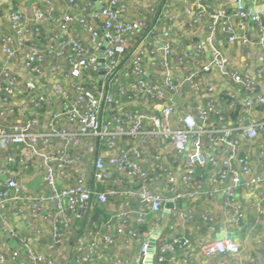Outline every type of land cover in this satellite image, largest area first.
Returning a JSON list of instances; mask_svg holds the SVG:
<instances>
[{
	"label": "built area",
	"instance_id": "2783aa9c",
	"mask_svg": "<svg viewBox=\"0 0 264 264\" xmlns=\"http://www.w3.org/2000/svg\"><path fill=\"white\" fill-rule=\"evenodd\" d=\"M26 1L22 0L19 8L10 13V32L0 30V51L7 63L0 65V114H10L13 98L21 95L28 99L30 115L24 124L6 127L0 123V149L7 152L6 189L0 190V217L3 218L6 206L18 197L20 190L14 164L25 165L26 160L34 157L48 192L32 199L37 210L43 203L54 206L48 221L55 244L64 241L73 218L80 212L86 218L93 205H104L117 196L132 197L140 203L136 228L129 224L131 211L125 205L104 222L110 233L103 238L107 245L113 244L118 236L124 237L127 246L138 241L135 264H144L148 239L155 231L154 227L139 230L148 224L149 214L174 211L182 224L191 222L189 211L175 208L177 201L202 197L205 201L199 217L203 223L213 222L220 209L225 234L239 227L246 216L236 198L241 186L253 194L256 199L253 206H259L264 199V174L254 166L247 152L239 151L244 142L258 138L264 130V119L259 118L264 115L260 111L264 110V95L258 90L264 79V16L241 6L240 0L164 1L160 12L165 23H175L174 6H182L193 26L209 19V35L204 42L214 39L213 27L218 24L227 44L238 41L247 56L255 53L253 62L245 58L236 63L217 54L205 61L202 42L196 43L195 53L186 55L178 53L170 42H162L159 48L136 45L128 53L127 64L119 69L131 38L148 27L143 17L130 18L126 0L99 1L104 5L101 10L91 0H39L31 5L30 11ZM61 1L67 3L66 12L59 10ZM152 1L155 0L147 7L151 13L155 11ZM244 2L256 6L264 0ZM29 12L30 20L50 28L49 39L43 46L34 41L23 45L29 34ZM100 23L107 30L108 42L103 54L104 76L99 84L97 49L103 41ZM247 23L255 30L254 38L247 33ZM77 26L81 35L71 33L70 29ZM147 57L159 62L158 82L144 77L143 63ZM54 59H61L66 65L57 71L59 76L54 83V93L62 99L63 107L50 115L47 131L36 132L39 108L47 100L38 90L44 74L42 64ZM17 60L26 70L23 83L11 72ZM212 71L234 83L223 92V97L230 111L241 108L240 122L223 112L218 103V86L205 81L204 75ZM124 78L129 79V85L126 88L120 85L117 94H113L111 87ZM185 84L189 89L183 95ZM200 96L205 100L194 107L193 98ZM176 97L183 100L184 112H177ZM121 107L127 109L124 115L116 112ZM244 115L258 117L243 122ZM61 119H66L69 125L60 126ZM21 145L28 147L27 156L17 160L15 148ZM257 154L264 156V141L257 144ZM87 156L91 175L79 171L89 164L84 160ZM183 156L184 167L178 173ZM203 169H209L212 176L210 187L201 181ZM218 192L223 194L220 206L215 198ZM170 201L174 207L166 208ZM159 221L156 217L153 222L157 225ZM100 235V230L94 229L79 236L73 244L74 259L84 263L97 257ZM188 243L186 236H173L155 248L153 264H164L167 257L173 259ZM23 246L27 248L26 264H53L26 243ZM239 251V243L226 236L207 239L200 247L203 257ZM19 255L17 249L12 252L16 264H21L16 260ZM0 264L12 263L6 262L1 254Z\"/></svg>",
	"mask_w": 264,
	"mask_h": 264
},
{
	"label": "crops",
	"instance_id": "0c3cea01",
	"mask_svg": "<svg viewBox=\"0 0 264 264\" xmlns=\"http://www.w3.org/2000/svg\"><path fill=\"white\" fill-rule=\"evenodd\" d=\"M99 1L104 3L107 0ZM126 1L130 6V18L143 17L148 25L145 31H141L136 34L134 38H131L128 53H130L136 45L142 44L145 45L146 48L153 46L159 48L161 47L162 42H170L178 53H183L185 55L188 53L193 54L195 53L196 43L202 42L205 61H209V57L212 54L226 56L236 63H239L245 58H247L251 63L254 60L255 53L252 52L247 56L245 47L240 45L238 41L230 45L227 44L218 24L213 27L214 39L204 42L205 37L209 35V30L207 29L209 19L205 18L200 25L193 26L190 23L189 18L184 14L182 6H174L177 11L176 22L165 23V18L161 14L160 8L164 4V1H167L166 3H168L172 2L171 0L152 1V6L155 7V11L152 13L147 10L151 0ZM35 2H39V0H28L25 2L29 11L31 9V5ZM20 3H23L22 0H0V30L10 32V13L19 8ZM66 7V1H61L59 10L66 12ZM30 14L31 12H29L27 16L29 34L23 45L26 47L29 45L30 41H34L37 45L43 46L49 39L48 33L50 28L30 20ZM246 29L248 35L251 38H254L255 30L249 23H247ZM70 30L71 33H75L77 35L82 34L78 26L74 27V29L71 28ZM0 65H7L1 51ZM65 68V62L61 59L47 60L42 64L44 74L40 78L41 87L38 90L47 97V100L45 103H42L39 108V124L36 132L47 131V123L50 115L57 110H61L63 107L62 99L54 93V83L59 76L57 71ZM143 68L145 78L153 82L160 81V65L156 58L152 60L147 57L143 63ZM11 69V72L16 76L19 83H23L26 70L22 66L20 60H17L16 63L12 64ZM204 79L206 82L218 86V103L223 112L232 117V119H236L240 122V118L242 116L241 108H238L236 111H230L228 101L223 97V92L226 89H230L234 83L225 77H221L218 71H212L211 73L204 75ZM120 85L126 88L129 85V79L124 78L121 80V83L113 85L111 87L113 94H117ZM188 89V85L185 84L183 88V95L185 92H188ZM258 90L264 95V79L259 82ZM202 96L193 98L194 107H196L198 103H202L205 100V97ZM176 101L177 112H184L185 106L183 100L180 97H176ZM27 107V97L17 95L12 100L11 113L8 115L0 114V123L6 127L12 123L24 124L28 121L30 116L27 114ZM260 111L264 112V110ZM116 112L124 115L127 112V109L121 107L116 109ZM257 117H248L244 115L242 117V121L248 122L250 119ZM259 118L264 119V115L263 117L259 116ZM59 125L66 126L69 124L66 119H61ZM263 141L264 130L261 131L258 138L244 142L239 149L240 152H247L250 155L254 166L257 167L259 172L262 174H264V156L258 157L257 144ZM159 144L158 146L160 147ZM40 146L41 148L43 147L42 144H40ZM27 149L28 147L26 145L17 146L15 148L16 159L18 160L24 155L27 156ZM153 150L154 147L151 146L149 151L152 152ZM6 155L7 152L0 149V185H4L6 180ZM84 160L88 161L89 164H87L84 168H80L79 171L91 175L92 167L90 157L87 156ZM184 163L185 157L183 156L179 162L180 170L178 173L182 171ZM14 165V171L16 173L15 178L18 182L20 190L18 197L11 200L6 206L3 215L4 219L0 217V255H4L6 262L16 264L15 260L12 258V252L17 249L20 255L16 260H19L21 264H26L27 248L23 246V244L26 243L33 251L43 254L47 258L51 259L53 264H135V259L139 254L138 252L140 248L138 241H132L131 244L127 246L125 245L124 237L118 236L113 244L107 245L103 236L108 231L110 233V230L104 225V222L111 214L125 205L131 211L129 224L132 228H136L135 218L140 209V203H138V201L132 197L123 198L117 196L116 198H112L108 201V203L99 205L103 209L99 212V215L96 218H93L94 212L89 213L86 218H83V222L79 229L75 228L77 217H74L71 228L67 231L64 241L61 244H55L52 241L51 225L50 221H48L49 216L54 213V206L49 203H43V206L37 210L35 206L36 202L32 199L33 196L37 195L46 196L48 192L46 185L42 181L37 159L31 157L26 160L25 165H21L18 162ZM201 172V181L205 187H210L212 176L209 169H203ZM177 182H179V177ZM215 198L220 206L223 201L222 192H218ZM236 198L243 206L246 214L239 227L232 228L233 233L237 234L235 240L240 246L238 254L218 253L209 257H203L200 254L201 244L207 239L217 238V235L224 227L220 209L217 211V217L213 222L203 223L200 220L199 215L203 210V202L205 201L202 197L193 200H181L176 202V209L187 210L191 213L192 220L189 224H182L180 220L177 219L174 211L162 213L161 215L149 214L147 216L149 222H147L148 224L144 227H146V230H148L149 227H154L155 230L156 228L160 229L156 240L157 248L160 244L168 241L175 235L186 236L189 240V243L185 246L182 252L177 251L173 259L167 257L164 264H264V199L261 200L259 206H253L252 202L256 199L253 197L251 192L248 193V190L244 185H242L239 189ZM156 217L160 218L157 225L153 222ZM171 226L173 229L170 228ZM94 229L100 230L101 235L100 238L97 239L100 253L89 262L79 263L74 259V256L76 255L73 250L74 241L79 236Z\"/></svg>",
	"mask_w": 264,
	"mask_h": 264
},
{
	"label": "water",
	"instance_id": "95a60500",
	"mask_svg": "<svg viewBox=\"0 0 264 264\" xmlns=\"http://www.w3.org/2000/svg\"><path fill=\"white\" fill-rule=\"evenodd\" d=\"M94 2L96 8L98 10L103 9L104 5L101 4L99 2V0H91ZM240 4L241 6L251 10V11H259L263 16H264V2L261 4H258L256 6H250L248 4H246L244 2V0H240ZM99 32L103 35V41L101 46L97 49V53H98V59H97V64H98V75H97V82L100 84L101 83V78L104 76V58H103V54H104V49L105 46L107 45L108 42V38L105 36L107 30L104 28L103 23H100L99 25ZM6 179V177H5ZM6 187L5 185H0V190H5ZM166 208H173L174 207V203L173 202H167L165 204ZM77 223L75 228L79 229V227L81 226L82 222H83V212H80L79 215H77ZM160 229H156L153 234L149 237L148 239V245H147V251L146 254L144 256V264H153V255L155 252V248H156V240L157 237L159 235ZM223 236L235 239V237L237 236V234L235 233H230V234H225L223 231H221L218 235L217 238H221ZM12 243V242H11Z\"/></svg>",
	"mask_w": 264,
	"mask_h": 264
},
{
	"label": "trees",
	"instance_id": "16d2710c",
	"mask_svg": "<svg viewBox=\"0 0 264 264\" xmlns=\"http://www.w3.org/2000/svg\"><path fill=\"white\" fill-rule=\"evenodd\" d=\"M128 50L126 51V53H125V57H123V60H122V62H121V65L119 66V69H121L123 66H124V64L126 65L127 64V62H128V59H129V57H128ZM103 208L102 207H100L99 205H93V208L92 209H89L88 211H87V215L89 214V213H93V218H96L98 215H99V212L102 210ZM145 225H143L142 227H140V231L141 232H143V231H145L146 229V227H144Z\"/></svg>",
	"mask_w": 264,
	"mask_h": 264
}]
</instances>
